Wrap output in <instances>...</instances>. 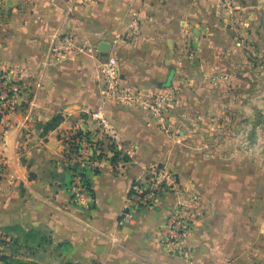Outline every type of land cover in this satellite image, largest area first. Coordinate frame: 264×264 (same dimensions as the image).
Listing matches in <instances>:
<instances>
[{
    "label": "crops",
    "instance_id": "obj_1",
    "mask_svg": "<svg viewBox=\"0 0 264 264\" xmlns=\"http://www.w3.org/2000/svg\"><path fill=\"white\" fill-rule=\"evenodd\" d=\"M261 1L0 0V70L21 68L26 83L39 86L34 104L21 100L0 119V228L38 229L58 257L80 264H264L263 135L233 149L209 143L240 110L229 86L240 64L235 23L240 14L251 23L248 9L264 7ZM54 42L60 54L52 52ZM108 56L116 57L126 90L144 99L166 89L175 96V138L143 107L104 96L99 69ZM225 72L228 82L218 79ZM98 118L133 156L88 168V190L80 191L72 183L82 169L64 158V135L76 127L95 131ZM147 165L166 166L204 207L184 256L156 244L184 195H166L136 210L130 225H118Z\"/></svg>",
    "mask_w": 264,
    "mask_h": 264
},
{
    "label": "built area",
    "instance_id": "obj_2",
    "mask_svg": "<svg viewBox=\"0 0 264 264\" xmlns=\"http://www.w3.org/2000/svg\"><path fill=\"white\" fill-rule=\"evenodd\" d=\"M82 1L85 4H89L95 0ZM55 40L62 44V41H59L57 36ZM64 43V50L67 51L73 45L71 38L65 39ZM60 50L57 43L54 42L52 52L60 54ZM99 76L104 96L114 99L121 106L143 107L161 133L174 136L175 130L170 120V113L176 100L169 90L166 89L146 99L140 97L137 93L126 90L120 85L121 76L118 61L114 56H108L101 63ZM38 87L35 86L34 89L32 85L26 83L24 71L21 68L13 67L0 70V119L14 113L21 100L34 104ZM97 125L98 127L95 131L76 127L69 134L64 135L63 155L67 156L68 161L77 163L82 170L89 168L95 171L97 165L103 160H114L117 157L132 158L133 148L119 142L110 133V128L105 120L98 118ZM143 174H147L145 184L138 185L136 181L131 186L126 206L119 218L122 224L131 223L136 210L153 206L161 198L160 196L173 192L180 184L176 174H173L163 165L145 166ZM72 184L77 190L82 191L85 189L81 174L75 177ZM190 206L193 207L194 205L179 204L167 219L162 233L164 231L169 233V238L166 237V233H163L169 246L183 244L191 226L198 218L197 214L189 212L188 208Z\"/></svg>",
    "mask_w": 264,
    "mask_h": 264
},
{
    "label": "rangeland",
    "instance_id": "obj_3",
    "mask_svg": "<svg viewBox=\"0 0 264 264\" xmlns=\"http://www.w3.org/2000/svg\"><path fill=\"white\" fill-rule=\"evenodd\" d=\"M261 5L264 6V0L261 1ZM255 7L256 6H253L251 9L247 8L251 15V23L248 22L245 24L242 21V14H240V24L238 25L235 23L236 27H238L239 34H241V39L235 42V49L238 47L240 52V64H235V68L232 71V81H229V72H225V75L220 74L218 77L220 81L223 80L222 82L229 81V86H231L230 88H232L235 98L237 97L236 102H239L240 110L234 115L235 117H228L229 119L223 121L225 124L222 127L225 130L223 137L218 139L216 135H214L209 138V143L215 145L223 143L229 149H233L235 147L234 145L238 146L239 144L247 146L253 141L254 134L261 131V135H263L262 142L257 143V145H260L262 152L256 157L258 160L261 159L264 161V7H259L258 9ZM241 13H244L243 10H241ZM225 91L226 90H224V93ZM232 91L230 89L228 94L230 95ZM246 108L253 111V117H246ZM219 125H221V123L217 121L214 127L217 128ZM239 132H241L240 142L238 140L234 141ZM168 137L175 138L176 134ZM216 155L220 156L221 153H217ZM64 158L66 160L68 159L66 155H64ZM126 159L129 161V158H116V160L120 161ZM149 166L152 165H147L146 167ZM216 172L218 173L219 170H216ZM146 179L147 174H142L137 184L144 185ZM171 193H177L186 197L181 204H186L188 206L194 205L188 208L189 212L197 214L198 218L193 223L194 226V224L204 216V207L199 196L193 195L190 192L187 193L180 183L176 190L163 194L160 197L163 198ZM161 198H159L158 201ZM131 223L122 224L120 220H118L119 226H128ZM193 226H191V229ZM162 229L160 233L157 234L156 244L159 247L164 248L171 254L177 255H179V253L181 255V253L188 251L185 245L187 236L183 244L169 246L167 244V239H165L163 235V233H166V237L169 238V233L165 231L162 233ZM50 244L52 243H50L48 237L38 229L27 226H2L0 228V264H80L71 259H62L60 256L58 257L59 250L57 248H48ZM47 253H50V258H42V255ZM181 256H184V254ZM48 260H50V262Z\"/></svg>",
    "mask_w": 264,
    "mask_h": 264
},
{
    "label": "trees",
    "instance_id": "obj_4",
    "mask_svg": "<svg viewBox=\"0 0 264 264\" xmlns=\"http://www.w3.org/2000/svg\"><path fill=\"white\" fill-rule=\"evenodd\" d=\"M85 172H86V170H81L82 183L84 184V187L88 190V186H87V182H86V178H85ZM95 172H96V170H95Z\"/></svg>",
    "mask_w": 264,
    "mask_h": 264
},
{
    "label": "water",
    "instance_id": "obj_5",
    "mask_svg": "<svg viewBox=\"0 0 264 264\" xmlns=\"http://www.w3.org/2000/svg\"><path fill=\"white\" fill-rule=\"evenodd\" d=\"M100 51L103 52V53H106L108 50H107V48H106V46L104 44H101Z\"/></svg>",
    "mask_w": 264,
    "mask_h": 264
}]
</instances>
